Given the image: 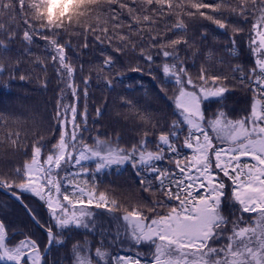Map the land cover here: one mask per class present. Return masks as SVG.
I'll use <instances>...</instances> for the list:
<instances>
[{"label":"snow or ice","instance_id":"1","mask_svg":"<svg viewBox=\"0 0 264 264\" xmlns=\"http://www.w3.org/2000/svg\"><path fill=\"white\" fill-rule=\"evenodd\" d=\"M34 15L39 13L26 0H0V77L28 79L23 74L17 76L23 71L20 57L31 54L37 39L44 41L51 66L63 84L53 117L60 131L51 145L44 142L43 136L34 140L30 153H25L29 158L11 174L0 172V188L11 192L37 224H41L38 214L24 203L23 194L43 202L51 221L41 224L46 229L47 247L63 244L65 230L95 229L98 221L94 210L104 209L117 224L116 238L124 236L136 244L149 245V251L114 256L103 250L106 245L102 241L95 249L94 261L76 255L82 247L74 245L76 264H264V0H85L79 13L83 19L67 27L38 24ZM125 15L127 21L122 19ZM186 18L210 21L225 33L231 28L229 55L239 54L236 34L245 31L239 23L251 24L248 48L253 66L231 69L253 94L246 115L233 118L231 110H226L229 88L224 81L228 77L214 70L211 50L200 53L195 36L188 38ZM159 21L164 22L163 32ZM167 31L174 32L177 38L158 39ZM62 33L66 37L83 35L80 47L84 49L90 46L88 37H93L92 43L100 46L102 57L98 72L115 67V57L105 45L118 53L136 52L133 34L143 41L139 56L149 65L148 74L163 98L171 101L176 117L155 141L148 139L151 130L143 131L127 146L121 145L119 136L112 140L97 136L91 144L84 140L87 104L80 113L77 104L81 92L87 100L90 77H81L84 87L80 89L76 80L84 68L73 62L69 50L75 51L76 46L69 38L61 39ZM199 35L202 41L208 38L206 30ZM17 42L24 45L22 52L14 48ZM181 45L191 49V57L197 53L204 57L195 76L179 55ZM150 48H158L157 55L163 57L159 76L151 71L156 59ZM14 51L18 57L15 60L10 55ZM37 60L46 74L47 65L39 57ZM131 70L143 71L139 65ZM47 84V80L43 81L44 87ZM106 84L111 87L112 80L106 78ZM66 92L73 97V103H63ZM213 100L218 107L209 115L206 102ZM124 102L138 111L131 100ZM96 115H101L99 108ZM138 118L145 123L153 119L144 112H138ZM8 122V117L0 115V128L7 130ZM0 138H6L14 151L26 146L19 131H7ZM164 160L169 167L159 165ZM86 161H95L91 184L80 180L89 173ZM69 165L78 166L79 171L69 174ZM113 165H130L139 177L141 189L150 193L151 202L125 204L108 191H100L95 174ZM229 203L238 206L236 213L226 211ZM244 214H248V220ZM15 235L0 219V261L44 264L37 240L30 235L15 240ZM218 241L223 242L217 244Z\"/></svg>","mask_w":264,"mask_h":264},{"label":"trees","instance_id":"2","mask_svg":"<svg viewBox=\"0 0 264 264\" xmlns=\"http://www.w3.org/2000/svg\"><path fill=\"white\" fill-rule=\"evenodd\" d=\"M208 2H212V0H208ZM122 19L127 21V15L123 16ZM185 22L189 29L188 38L195 36L196 43L200 46V53L206 54L208 50H211L214 54V59L211 62L214 65V70L228 77L224 83L231 91L225 94L227 96L226 110H231L230 115L233 118L246 115L247 111L250 110L253 94L249 87H245L240 83L239 74L233 73L231 69L237 65L244 67L246 70L253 66V60L248 48V35L251 24L239 23V26L245 29L244 32L236 34L235 47L239 54L229 55L227 49L232 47L230 37L233 35L231 28L226 30L225 33L217 29L216 25L210 21L202 18L199 20L186 18ZM163 24V21L158 22L162 32L164 31ZM205 30L208 33V38L202 41L199 34ZM65 38L71 39L73 45L76 46L75 51L69 50L73 62L78 65L82 64L84 68L82 73H78L76 80L80 89L84 87L81 77H90L87 100H85L81 92L77 104L78 113L82 112L84 105L87 104V125L89 128L84 127V140L90 141L92 140L91 137L95 136H100L102 139H104V136H110L108 139H113V135H118L123 146L126 140L129 145L138 140L143 131L151 130L148 139L155 141L157 134L167 127V119L175 115L172 112L171 101L163 98V94L159 92L156 82L148 74L149 65L139 56V46L143 41L133 34V43L136 44L137 51L132 52L129 50L125 53H120L123 60L122 66H117L115 62V67L111 71L105 68L103 72H98L97 66L101 64L102 57L100 56V46L92 43L93 37H88L90 46L87 49L80 47L84 42L83 35L80 37H66L62 33L61 39ZM175 38H177L176 34L172 31H167L163 37H158V39L162 40ZM44 44V41L37 39L36 44L31 48V54H24L20 57L21 64L19 67L23 71L17 73V76L23 74L28 79L21 81L18 78L9 80L7 75L0 77V115L9 118L8 129L0 128V134H6L7 131H19L26 140V146L22 150L14 151L6 138H0V172L11 174L13 168L20 167L29 158L25 153H30L33 141L40 136H43L44 142L49 145L57 140L60 125L53 117L63 84L57 79L56 73L51 66L52 62L49 58V52L45 50ZM104 47L114 57L116 54L119 55L118 52L112 51L111 46L105 45ZM144 47L147 49L148 44L144 43ZM14 48L22 52L24 45L17 42ZM148 50L156 59V63L151 65V71L159 76L161 74L158 71V67L163 57L157 55L158 48H150ZM178 51L179 55L185 59L188 70L195 76L200 64L204 62V57L200 53H197L194 58L191 57V49H185L183 45L179 46ZM10 55L13 60L18 58L15 51ZM37 57L47 65L46 74L42 70ZM137 65L143 69L142 72L131 70ZM106 78L112 80L111 87L107 86ZM45 80L48 81L47 87L43 86V81ZM171 91L170 89L169 94H171ZM125 100H131L138 111H133L132 106L125 103ZM73 102L71 94L66 92L63 103L71 104ZM217 107L218 105L214 100L206 102L209 115ZM97 108L101 111L100 116L96 115ZM138 112L150 114L153 119L145 123L138 118ZM80 119L81 117L78 115L77 120L80 121ZM152 124H156V127L152 128ZM105 129H109L107 135L103 134ZM184 152L189 153V150L184 149ZM158 163L161 167H169L167 160L159 161ZM84 166L86 168L93 167L92 163ZM111 169L118 170L119 174L127 173V175L123 176H126L130 182L129 192L127 194L120 193L125 198L119 197L117 182L120 179H114V184H112L103 173H96L94 178L100 191H108L116 198H119V200H124L125 204L137 200L151 202L150 193L141 189L139 177L136 176L135 170L130 165L120 166L119 168L113 165ZM66 171L69 174L76 173L79 171V167L72 166ZM80 180H87L91 184L93 181L92 170L89 169V173L80 177ZM23 198L24 203L38 214L41 224L51 223L47 209L39 198L29 193H24ZM98 210L95 209L94 211L98 214ZM0 219L4 220L12 231L16 233L15 240L23 239L24 235H30L37 240L42 250L46 247L48 243L47 233L30 218L19 202L1 189ZM108 226L97 222L95 229L73 228L65 230L64 243L51 247L49 253L44 257V264H75L74 245L82 247V251L76 255L85 254L88 250H92V254H94L92 259L95 261L97 259L95 257V249L101 246L102 241L104 244H109L108 240L111 239L106 234ZM54 231H56L55 228ZM85 241L88 242L87 246H85ZM111 252L114 256H131L132 254L119 247L115 250L111 249Z\"/></svg>","mask_w":264,"mask_h":264},{"label":"rangeland","instance_id":"3","mask_svg":"<svg viewBox=\"0 0 264 264\" xmlns=\"http://www.w3.org/2000/svg\"><path fill=\"white\" fill-rule=\"evenodd\" d=\"M122 61L123 60L121 58L120 53H119V55L116 54L115 55V62L117 64V66H122V64H123ZM229 91H231V90H229ZM174 118H176V117L175 116H171L169 119H167L166 123H169ZM84 127L89 128L88 125H86ZM108 130L109 129H105L104 132H103V134L107 135L108 134ZM117 136L116 135H113V139L116 138ZM95 137H97V136H95ZM95 137H91L92 140L86 141V142L89 143V144L93 143ZM109 137L108 136H104V139H108ZM109 140H112V139H109ZM152 140H153V138H152ZM127 145H128V141L126 140L124 142L123 146H127ZM89 163H92L93 167L91 168L89 166L90 168H88V169L93 170L95 168V161H86V162H84V165H88ZM72 166H74V165H69V166L66 167V169L71 168ZM122 166H124V165H122ZM100 173H103L112 184H114V179H120L117 182V184H118L117 190L119 192L118 193V196L119 197H124L123 194H127L129 192L130 182L127 179L126 176H123V175H127V173L126 174H119L118 170L111 169V168L105 169L103 172H100ZM227 183L230 184L231 182L230 181H227ZM120 193H123V194H120ZM117 199L119 200V198H117ZM120 201H122V202L125 203L124 200H120ZM237 207L238 206H234V205H232V204L229 203L226 206V211L228 213H236V208ZM96 210H98V209H96ZM101 210H98L99 211L98 214L96 213L97 214L96 219H97L98 223H104L107 226L110 225V226H108V232H106V234H108L110 236V238H111L110 240H108V243L109 244H106L105 243L106 248L103 249V250H106V251H108V252H110L112 254L111 249L112 250H115V249H118V247H119L121 249H124V250L129 251L130 253H132L131 256H135L138 251H140V252H148L149 251V247H150L149 245H146V244H136L130 238H127V237H124V236H121L119 238H116L117 224L108 216V214L106 213V211L104 209H101ZM117 215H120V213H117ZM237 215H238V213H237ZM230 218L234 219L235 217L234 216H230ZM49 219H50V217H49ZM244 219L245 220H248L249 219L248 214H244ZM114 239H115V243H112V241ZM222 242L223 241H218L217 244H220ZM78 255H80V256H87V257H90L91 259L94 256V254H92V250H88L85 254H81L80 253ZM75 264H76V260H75ZM101 264H102V262H101Z\"/></svg>","mask_w":264,"mask_h":264},{"label":"clouds","instance_id":"4","mask_svg":"<svg viewBox=\"0 0 264 264\" xmlns=\"http://www.w3.org/2000/svg\"><path fill=\"white\" fill-rule=\"evenodd\" d=\"M30 7L35 6L39 15L33 19L38 24H52L67 27L77 25L83 17L79 15L85 0H26Z\"/></svg>","mask_w":264,"mask_h":264},{"label":"water","instance_id":"5","mask_svg":"<svg viewBox=\"0 0 264 264\" xmlns=\"http://www.w3.org/2000/svg\"><path fill=\"white\" fill-rule=\"evenodd\" d=\"M3 191H5L4 189H2ZM5 192H7V194L11 197V198H13L14 200H16V201H18L15 197H13L12 195H11V192H8V191H5ZM19 203H20V201H18ZM21 204V203H20ZM22 205V204H21ZM22 207H23V205H22ZM24 208V207H23ZM29 215V214H28ZM30 216V215H29ZM31 217V216H30ZM45 229V228H44ZM51 248V247H50ZM50 248L49 247H46L45 248V251L43 252V255L45 256L46 254H47V252L50 250ZM0 264H7V262H5V261H0Z\"/></svg>","mask_w":264,"mask_h":264}]
</instances>
